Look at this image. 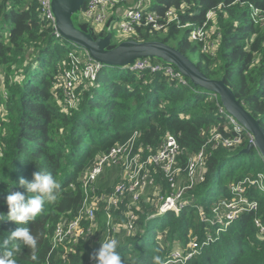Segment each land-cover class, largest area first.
<instances>
[{
    "label": "trees",
    "instance_id": "1",
    "mask_svg": "<svg viewBox=\"0 0 264 264\" xmlns=\"http://www.w3.org/2000/svg\"><path fill=\"white\" fill-rule=\"evenodd\" d=\"M170 8L182 23L199 26L207 21L217 46L212 53L197 41L201 56L196 63L209 77H224L264 126V0H148L145 4L146 10L163 15ZM211 11L214 14L208 18ZM77 21L84 30L91 27ZM193 26L183 28L173 22L165 33L140 26L132 37L124 39H157L171 44L178 31L187 29L175 47L188 55L195 48L192 42L196 41L189 33ZM104 34L94 32L95 37ZM76 49L54 30L38 0H0V216L4 217L0 220V244L20 227H27L37 237L35 258L32 249L18 244L12 256L0 264H92L91 256L99 247L84 238L70 244L65 257L63 247L50 251L54 229L62 219L77 216L83 201L81 175L100 154L127 140L135 130L141 132L139 141L150 146L151 152L161 147L168 133L177 136L182 150L179 165L183 167L202 149L214 126L230 134L219 110L223 106L219 95L195 86L187 77L188 83L182 84L165 70H108L109 66H104L96 80L84 79L76 87L75 105L63 108V75L72 65L71 53ZM249 143L244 135L242 144L232 149L209 145L204 179L198 178L184 192L180 212L159 214L154 204L142 199L135 231L122 229L116 234L123 264H156L155 257L165 264L195 236L201 245L210 233L214 241L197 254L184 263L167 264H264V232L256 224L259 219L264 225V192L248 187L247 195L258 202L257 209L241 213L218 234L216 229L222 225L208 220L216 219L213 210L219 202L230 200L233 183L264 171L258 150H252L248 158L239 153ZM40 171L51 173L60 183L57 199L46 203L43 212L27 224L7 220L6 196L19 191L27 197L19 180L32 181L33 174ZM115 171L106 170L100 176V190L112 189ZM154 176L165 193L171 191L162 173ZM126 207L127 199L115 212L120 222L127 219ZM97 220L105 227L102 208ZM7 251L0 248V252Z\"/></svg>",
    "mask_w": 264,
    "mask_h": 264
},
{
    "label": "built area",
    "instance_id": "2",
    "mask_svg": "<svg viewBox=\"0 0 264 264\" xmlns=\"http://www.w3.org/2000/svg\"><path fill=\"white\" fill-rule=\"evenodd\" d=\"M42 13L55 24V16L52 11V0H38ZM130 2L129 4H127ZM147 0H86L80 8L78 20L91 25L95 33L103 32L106 28L118 25L121 33L134 34L137 27L150 26L152 31L165 33L169 30L170 24L176 22L178 26L187 28L193 26L192 23H182L180 16L175 9L166 10L165 14L157 11L145 9ZM213 12L207 14L208 18L213 16ZM95 27H93V25ZM207 21L199 26H193L190 39L198 41L204 51L216 49V40L210 37L207 29ZM113 38V37H112ZM72 65L63 75V108L74 106L77 101L76 83L79 78L87 79L91 82L97 79L98 73L103 68V64L92 59L90 54L78 47L71 53ZM174 66V65H173ZM131 71L149 68L151 71L165 70L173 78H177L180 83L187 84L188 80L179 71L175 70L171 64L154 62L148 57L137 59L130 64ZM220 113L226 119L227 130L230 134H225L220 127L214 126L208 135L206 143L195 155L189 157L186 165H179V156L182 153L177 136L168 133L160 148L151 152V147L140 142L141 132L135 130L133 134L124 142L113 145L109 150L100 154L94 164L86 170L79 181L83 189V201L78 214L73 219H62L57 223L51 240V250L63 247L64 255L70 250L69 245L78 243L81 238L87 239L92 244L99 230L97 212L100 208L106 214L107 233H102V242L116 240V234L122 229L127 232L135 231L137 220V210L140 209V202L154 204L158 208L159 214L174 211L180 212L184 206V192L190 188L199 178L204 179L206 168V148L210 146H226L230 149L242 144L244 135L249 138L250 143L254 141L253 134L247 130L233 115L228 113L224 106L219 108ZM116 168L112 178V189L110 191L100 190L97 185L98 179L106 171ZM162 173L163 179L167 181L170 192L165 193L162 183H158L155 173ZM186 174V182L180 184V174ZM115 178L117 181L115 182ZM74 187V185L72 184ZM256 187L264 192V171L256 176H247L231 185L232 197L229 201H221L214 208L216 219H208L211 223L218 221L222 226L216 229V234L226 229L230 223L241 213L257 209L258 202L252 200L247 195V188ZM152 192V193H151ZM127 199L126 221L120 222L115 217V212ZM203 219L206 217L203 215ZM87 221V223H84ZM256 224L262 232L264 225L261 220L256 219ZM98 227V229H97ZM97 229L96 233L95 230ZM215 236L210 233L199 245L197 236L189 241L187 247L180 251L176 250L172 258L167 263H184L197 254L201 247L213 242ZM95 264V260H90Z\"/></svg>",
    "mask_w": 264,
    "mask_h": 264
},
{
    "label": "water",
    "instance_id": "3",
    "mask_svg": "<svg viewBox=\"0 0 264 264\" xmlns=\"http://www.w3.org/2000/svg\"><path fill=\"white\" fill-rule=\"evenodd\" d=\"M86 0H52L51 6L55 16L54 30L77 47L86 50L92 59L104 66L128 68L137 59L148 57L177 67V69L195 86H200L208 92L219 95L222 105L247 130L253 134L254 141L242 148L240 154H249L258 150L264 160V126L237 98L233 89L226 83L225 78L209 77L198 64L180 48L163 40H137L128 38L117 45L112 44L113 30L106 28V34L95 37L90 27L82 29L74 14L80 10Z\"/></svg>",
    "mask_w": 264,
    "mask_h": 264
},
{
    "label": "clouds",
    "instance_id": "4",
    "mask_svg": "<svg viewBox=\"0 0 264 264\" xmlns=\"http://www.w3.org/2000/svg\"><path fill=\"white\" fill-rule=\"evenodd\" d=\"M34 179L28 181L25 178L19 180V185L24 187L27 197L24 193L16 191L9 192L6 196V202L9 207L7 220L16 222L17 224H27L38 217L44 210V206L48 202H54L61 188L60 183L51 173L36 172L33 174ZM0 220H4L0 216ZM18 244L24 245L26 248L33 250L37 247V237L27 227H20L10 233L0 244V248H7L6 253L0 252V261L10 258L16 251ZM118 242L114 239L102 242L100 247L92 254L91 259L96 264H123V260L117 251ZM156 264H159V257H155Z\"/></svg>",
    "mask_w": 264,
    "mask_h": 264
},
{
    "label": "rangeland",
    "instance_id": "5",
    "mask_svg": "<svg viewBox=\"0 0 264 264\" xmlns=\"http://www.w3.org/2000/svg\"><path fill=\"white\" fill-rule=\"evenodd\" d=\"M147 2H148V0H147ZM146 2V3H147ZM79 12V11H78ZM78 12H76L75 14H74V18L76 19L77 17L79 18V14H78ZM93 25V27H95V25L94 24H92ZM114 35H113V38H112V43H114V42H116V41H119V40H122V39H124V38H127V37H132L133 36V34H127V33H121L120 31H119V29H118V25H115L114 27ZM187 34V29H181L180 31H178L177 33H176V35H175V37L174 38H172L171 40H170V43L172 44V45H174V46H176V45H178L182 40H183V38L185 37V35ZM160 36L162 37L163 35L162 34H160ZM192 45L195 47V48H193V49H191L189 52H188V55H189V57L191 58V59H193L195 62H198L199 60H200V56H201V48H200V45H199V43L196 41V42H192ZM112 69H115V68H111V67H108V70H112ZM82 80H84V79H81V78H79L78 79V81H77V83H76V87L82 82ZM76 92V96H77V91H75ZM246 155H248V156H246L247 158L249 157V154H246ZM186 179H187V177H186V174H184V173H182V174H180V176H179V182H180V184H184L185 182H186ZM152 193V192H151ZM107 221V218H106V214H105V222ZM160 223H161V219L159 220V222H158V225H159V227H160ZM98 226H99V230L97 231V229H98V227H97V229L95 230V233H96V231H97V235H96V237L91 241L92 242V245H94V246H97L98 247V245L100 244V241H101V239H102V233H107V228H108V224H107V222H106V225H105V227H101L100 226V224L98 223ZM158 231V230H157ZM178 251H180V250H182V248H178L177 249Z\"/></svg>",
    "mask_w": 264,
    "mask_h": 264
}]
</instances>
